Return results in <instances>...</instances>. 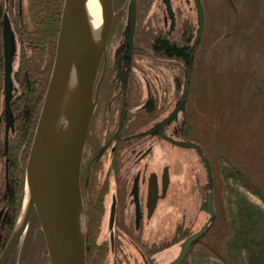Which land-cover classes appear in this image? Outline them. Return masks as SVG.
Returning <instances> with one entry per match:
<instances>
[{"label":"trees","instance_id":"16d2710c","mask_svg":"<svg viewBox=\"0 0 264 264\" xmlns=\"http://www.w3.org/2000/svg\"><path fill=\"white\" fill-rule=\"evenodd\" d=\"M127 1L113 0L115 16L110 37L114 30L123 28L120 18L124 13H116V8L122 3L126 6ZM155 1L159 0H136L135 42L150 47L157 55L176 60L186 70L179 135L200 147L211 167L213 180L217 179L212 183V219L193 244L201 243L223 264H240L242 260L245 264H264L263 210L236 192L232 219L228 218L226 208L224 211L219 207V193L230 190L224 183L227 178L239 182L264 206V0H216L208 2L209 13L205 0H199L203 26L193 48L195 29L186 20L180 23L175 20L170 34L164 31L163 25L159 31L150 26L147 14ZM160 1L163 5V0ZM62 4L63 0H29L28 4L29 24L21 34L22 45L28 53L23 52L20 58L14 77L18 91L11 100L16 114L15 132L7 144L0 138V254L21 207L25 163L52 67ZM210 44L212 63L205 58ZM1 61L0 58V88ZM207 78L211 82L206 90ZM181 83V79H175L177 92ZM220 160L228 167L222 169ZM206 184L208 190V181ZM97 192L95 188L91 191L90 201L84 207L86 264H106L108 255V246L100 239L102 204L97 200ZM189 234L186 230L179 231L172 237L173 242ZM168 246L165 243L148 249L145 245L149 264H155L153 253ZM14 258L13 254L7 264H13ZM17 264H49L34 213ZM180 264H185V258Z\"/></svg>","mask_w":264,"mask_h":264},{"label":"flooded vegetation","instance_id":"af4514ba","mask_svg":"<svg viewBox=\"0 0 264 264\" xmlns=\"http://www.w3.org/2000/svg\"><path fill=\"white\" fill-rule=\"evenodd\" d=\"M28 4L29 0H0V58L3 72L0 88V138L6 144L15 132L16 114L13 106L11 107V100L18 91L15 72L19 68L23 52L28 53L21 41L23 28L29 24ZM163 5L162 18H158L159 25L154 30L159 31L160 25H163L164 31L170 34L175 23V11L170 3V20L164 0ZM124 30L125 28L122 34ZM4 34L8 38L12 82L11 115L8 120L3 94ZM110 39L108 36L106 67L83 146L80 166L83 207L89 203L91 191L97 189V200H101L102 204L100 239L108 246L106 264H149L145 245L150 249L158 247L160 243H150L144 234L157 217L160 204L166 199L170 187V165L161 164V160L166 159L165 150L178 147L172 141H187L179 135L183 113H175L167 123L162 124L170 116L180 97L176 95L174 74L170 73L171 81H166L165 77L167 68L177 66V62L155 54L150 47L138 45L135 39L131 56L128 57L124 36L115 49ZM102 64L103 62L99 67L95 86L103 71ZM164 175L167 185L162 196ZM151 183L156 186L158 198L154 206L149 208L147 199ZM206 192L207 190L204 193ZM203 200L199 201V205ZM169 206V210L174 208V204ZM160 252L158 250L151 256L156 258ZM13 254L16 257L17 250L12 251L6 264ZM138 259L141 262L138 263Z\"/></svg>","mask_w":264,"mask_h":264},{"label":"water","instance_id":"95a60500","mask_svg":"<svg viewBox=\"0 0 264 264\" xmlns=\"http://www.w3.org/2000/svg\"><path fill=\"white\" fill-rule=\"evenodd\" d=\"M99 2L102 21L98 26L91 0H63L52 67L25 163L21 207L8 242L0 254V264H6L14 249L17 250V263L33 213L39 222L49 264H86V222L80 189V166L98 87L106 67V46L114 19L113 0ZM191 2L196 23L191 43L193 48L202 31L203 11L199 0ZM164 4L172 20L170 0H164ZM136 11V0H129L123 34L128 57L134 48ZM3 47V94L8 120L11 115L12 82L6 34ZM101 62L103 71L95 86ZM176 64L183 74L181 93L170 116L162 124L167 123L175 113L184 111L187 72L180 63ZM172 143L194 150L208 181V190L199 205V210L207 214V220L179 243L177 255L168 263L180 264L212 219V176L208 160L197 144L191 141ZM166 185L167 178L164 175L162 196ZM157 198L156 186L151 183L147 199L149 208L154 206ZM112 216L113 212L111 221Z\"/></svg>","mask_w":264,"mask_h":264},{"label":"rangeland","instance_id":"374dc122","mask_svg":"<svg viewBox=\"0 0 264 264\" xmlns=\"http://www.w3.org/2000/svg\"><path fill=\"white\" fill-rule=\"evenodd\" d=\"M216 0H205V9L209 13L210 9L208 7V2L212 3ZM172 9L175 11V20L177 22L185 21L189 23V26L196 28L195 24V12L191 0H170ZM127 4L126 6L122 3L116 8V13H124V17L120 18V23L123 25L121 30H114L111 34V43L114 45L113 49L120 43L123 39V29L126 26V15H127ZM125 9V11H124ZM164 6L161 1H155L150 11L147 14V19L150 18L151 27L157 30L159 25L158 18H162ZM146 19V20H147ZM169 23V20H168ZM194 36V31H193ZM211 44L205 53V58L207 62L212 63L214 59L211 57L209 49ZM111 49V50H113ZM177 62V61H176ZM206 62V63H207ZM178 63V62H177ZM208 64V63H207ZM16 62L14 63V67ZM168 71L165 72L166 81L170 80V73L174 74L175 79L183 80L182 73L180 69L174 65L171 68H167ZM170 69V72H169ZM208 79V78H207ZM171 81V80H170ZM208 82V83H207ZM210 78L204 82L206 90L209 89L208 85L210 83ZM181 85H179L178 94L181 92ZM176 93L177 97L178 94ZM208 93L206 92V97ZM180 116L178 115L177 121L179 122ZM161 145H163L161 143ZM166 159L161 160V164L168 163L170 165V187L166 195V199L161 202L159 207V212L156 218L151 222L150 229L144 234L149 242L165 244L168 243L169 246L156 255L155 264H168L178 253L179 243L186 237L180 240L179 238L173 242L172 237H176L179 231H188L193 233L198 230L199 227L207 220V215L198 209L199 201L204 199V192L206 191V173L202 163H200L198 156L192 149L185 148H174L172 150H165ZM170 162V163H169ZM219 166L222 169L228 167V165L220 160ZM2 167V161H0V168ZM212 183L215 184L217 179L213 180V174L211 170ZM224 181V177H221ZM219 181V180H218ZM228 185L230 190L222 191L219 193V207L226 208L227 215L229 219L235 215V197L234 192L243 196L247 201L261 208L264 212V206L260 200L247 191L239 182L234 181L231 178H227L224 183ZM211 189V205H212V192ZM174 204V208L169 210V205ZM166 205V206H165ZM168 205V206H167ZM165 207V208H164ZM213 209V207H212ZM225 211V210H224ZM188 236V235H187ZM24 241V240H23ZM242 257H244V252ZM17 256V255H16ZM16 258V257H15ZM15 262V260H14ZM141 262L138 259V263ZM240 264H245L242 260ZM14 264V263H13ZM185 264H223L216 256L207 251L201 243L193 244L187 251L185 256Z\"/></svg>","mask_w":264,"mask_h":264},{"label":"bare ground","instance_id":"6f19581e","mask_svg":"<svg viewBox=\"0 0 264 264\" xmlns=\"http://www.w3.org/2000/svg\"><path fill=\"white\" fill-rule=\"evenodd\" d=\"M91 7L94 11L96 24L99 26L102 21V9L99 0H91Z\"/></svg>","mask_w":264,"mask_h":264}]
</instances>
